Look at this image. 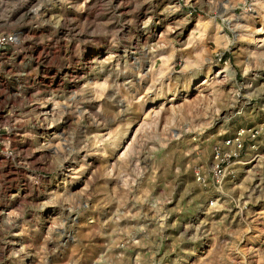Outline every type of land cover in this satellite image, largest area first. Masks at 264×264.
<instances>
[{"label": "rangeland", "instance_id": "374dc122", "mask_svg": "<svg viewBox=\"0 0 264 264\" xmlns=\"http://www.w3.org/2000/svg\"><path fill=\"white\" fill-rule=\"evenodd\" d=\"M3 1L0 264H264L262 0ZM199 16L188 45L160 27Z\"/></svg>", "mask_w": 264, "mask_h": 264}, {"label": "bare ground", "instance_id": "6f19581e", "mask_svg": "<svg viewBox=\"0 0 264 264\" xmlns=\"http://www.w3.org/2000/svg\"><path fill=\"white\" fill-rule=\"evenodd\" d=\"M1 1V0H0ZM3 1V0H2ZM2 1L0 2V6H2ZM259 1V0H258ZM259 3H260V1H259ZM258 3V4H259ZM12 4V3H11ZM260 6H262V9L264 10V1L262 0V3L261 4H259ZM257 6V5H256ZM259 6V7H260ZM257 10V9H256ZM35 12V11H34ZM258 13V12H257ZM3 14V13H2ZM29 14H31V11L29 12ZM261 14V13H260ZM183 19V18H182ZM161 21H163V20H161ZM246 21V20H245ZM170 23H172L173 24V26L170 24ZM171 26H170V25ZM207 24V23H206ZM203 25H204V22L201 20V17L199 16V17H197L196 18V20H195V24H192L191 25V22H187L186 20L185 21H182V22H180V21H168V20H166L165 22H164V24L161 26L160 25V27H162V29H164L163 31H166V32H168V31H170V33H172V36L175 38V39H180L181 38V36H182V34H184V32H185V30L187 29V28H191L192 27V30H189V31H191L190 33H188L189 34V36H187L188 38H187V40L186 41H184L183 43H185V45H186V43H187V45H188V43L190 42V41H192V39L195 37L194 35H196V34H198V33H202V31L204 30V28H203ZM239 26V25H238ZM242 26V25H241ZM219 30V29H218ZM259 30V29H258ZM260 31V30H259ZM258 31V32H259ZM161 32V31H160ZM253 32H255V30L253 31ZM255 33H257V31L255 32ZM260 33V32H259ZM264 33V32H263ZM160 34V33H159ZM165 34V33H164ZM162 35V34H161ZM159 36V35H158ZM256 36V35H255ZM264 34H262V37L261 36H257V37H255V40L256 41H259L261 44H264ZM212 37L213 38H218V36H217V32H215L213 35H212ZM221 37V36H220ZM16 40H17V37H16ZM156 42V41H155ZM99 48H96V50L95 51H93L94 53H99ZM90 52V51H89ZM198 52V51H197ZM261 52H262V50H261ZM260 52V53H261ZM254 53H255V51H254ZM263 53V52H262ZM88 54V53H87ZM112 54V53H111ZM257 54V53H256ZM161 56V55H160ZM181 57H182V55H181ZM185 57H186V55H185ZM153 60V59H152ZM135 61H137L138 62V60L136 59ZM143 62V61H142ZM188 62V61H187ZM139 63V62H138ZM192 63V62H191ZM161 65V64H160ZM139 66V65H138ZM141 67H143L142 65L140 66V67H138L137 68V71H139V69H141ZM148 67V68H147ZM147 67H145V69L147 70V72H148V74L150 75L151 73L153 74V70H157V69H154L153 68V65H152V63H151V60L148 62V65H147ZM159 69V68H158ZM205 69V68H204ZM207 70H206V72H205V75L202 77V78H199V75H194L195 77L193 78V79H191V80H189V82H187V83H185V84H183L181 87V91H186L189 87H191V85L193 86L194 84L195 85H197L196 83H198L199 82V80H202V81H204L205 80V78L207 77V76H209V74L210 73H212L213 72V70H212V68H211V66H208L207 68H206ZM142 71V70H141ZM158 71V70H157ZM160 71H161V69H160ZM228 71V67L227 66H219V67H217L215 70H214V73H215V75L217 74H220V73H226ZM161 72H163V71H161ZM143 74H144V72H143ZM151 74V75H152ZM146 75V74H145ZM147 76V75H146ZM95 82V81H94ZM96 82H98V81H96ZM204 82H206V80L204 81ZM103 83H104V81H103ZM103 83H101V82H99V83H95L94 84V86H93V89L94 90H101V88H102V86L104 85ZM92 87V86H91ZM194 88V87H193ZM93 91V90H92ZM102 91V90H101ZM94 93H95V91H94ZM100 93V92H99ZM174 93V92H173ZM173 93H170V95L171 94H173ZM136 94V93H135ZM133 96V95H132ZM157 96H155V98H156ZM93 99V98H92ZM125 99V98H124ZM128 99V98H127ZM47 100V99H46ZM127 101V100H126ZM152 101H153V99H152ZM46 102V101H45ZM48 102V101H47ZM150 103H151V101H149ZM154 102V101H153ZM129 103V102H128ZM148 103V102H147ZM127 104V103H126ZM152 105H154V104H149L148 105V107H151L152 108ZM157 105V104H156ZM161 105H162V102H160V103H158V107H161ZM147 106V105H146ZM151 108H150V110H151ZM156 108V107H155ZM154 107L152 108V110L151 111H153V112H155V109ZM159 109V108H158ZM52 110H53V108H47L46 110H45V112H44V114L43 115H47V114H49L50 112H52ZM147 110V109H146ZM41 112V111H40ZM157 112V111H156ZM146 115H148L147 113H146ZM147 117V116H146ZM143 119L145 120V116L143 117ZM141 122V121H140ZM142 123V122H141ZM127 124H129V123H127ZM136 125V124H135ZM138 125H140L139 124V122H138ZM138 127V126H137ZM50 128V127H49ZM51 129V128H50ZM129 129H130V126L129 125H126V126H124L123 127V129H122V132L120 133V135H118V136H116L115 138H114V140H113V142H114V144L116 145V146H118V145H120V144H122L123 142H124V138L126 137V138H128V131H129ZM108 134V133H107ZM109 136V135H108ZM54 137V136H53ZM54 139V138H53ZM99 141V140H98ZM115 146V147H116ZM70 170H72V169H70ZM80 173V172H79ZM75 179H77V178H74V180H72L71 181V185H73L75 182ZM47 182H49V183H51L52 181H51V179L49 180V181H47Z\"/></svg>", "mask_w": 264, "mask_h": 264}, {"label": "built area", "instance_id": "2783aa9c", "mask_svg": "<svg viewBox=\"0 0 264 264\" xmlns=\"http://www.w3.org/2000/svg\"><path fill=\"white\" fill-rule=\"evenodd\" d=\"M16 1H11V3L15 4ZM11 7H13V5ZM16 37L17 34L14 31L0 30V57L7 47L17 43ZM256 136L257 130L254 127L241 126L224 137L220 144H215L212 147L210 170L216 181H219L223 175L228 158H237L239 156L244 141L248 142L249 148H251L253 152L256 151Z\"/></svg>", "mask_w": 264, "mask_h": 264}]
</instances>
